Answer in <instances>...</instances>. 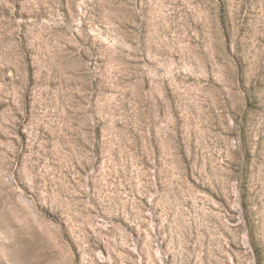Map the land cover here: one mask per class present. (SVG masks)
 Returning a JSON list of instances; mask_svg holds the SVG:
<instances>
[{
    "label": "rangeland",
    "instance_id": "obj_1",
    "mask_svg": "<svg viewBox=\"0 0 264 264\" xmlns=\"http://www.w3.org/2000/svg\"><path fill=\"white\" fill-rule=\"evenodd\" d=\"M0 264H264V0H0Z\"/></svg>",
    "mask_w": 264,
    "mask_h": 264
}]
</instances>
